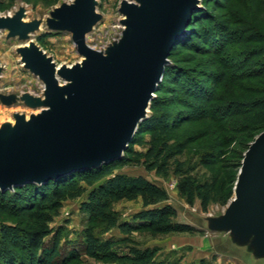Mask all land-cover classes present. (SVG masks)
Returning <instances> with one entry per match:
<instances>
[{
    "label": "rangeland",
    "instance_id": "obj_1",
    "mask_svg": "<svg viewBox=\"0 0 264 264\" xmlns=\"http://www.w3.org/2000/svg\"><path fill=\"white\" fill-rule=\"evenodd\" d=\"M0 1L2 2L0 17L11 19L23 10L22 24L31 25V28L21 35H14L9 30L0 31V131H3L14 129L17 117L22 116L30 120L32 116H38L47 109L44 105L45 85L29 69L24 59V50L37 49L57 68L83 66L87 59L77 51L71 30H57L51 25L53 21H57L54 17L57 10L72 7L77 0ZM93 1L94 13L98 19L86 33V44L95 51L107 54L119 44L128 30L124 24L127 17L122 14L121 9L123 2L130 0ZM256 1L200 0L199 10L206 8L207 16L211 18L205 21L207 26L216 24L212 16H219L226 20L227 27L233 31L232 38L236 43L240 42L241 36L247 38L249 42L227 47L218 53L206 46L209 54L200 53L195 48L179 47L174 57L184 64L185 68H190L189 76L206 85L207 90L217 99L214 105L228 107L227 111L241 108L248 112L247 117L259 112L256 107L257 100H260V105H264V39L256 43L257 35L252 34L249 20L245 15L251 11ZM197 29L200 30L199 24ZM197 41L203 45L201 39L198 38ZM256 70L262 73H257ZM218 71L228 75L229 83L234 84L233 88L226 86V80L222 81L224 78L222 75L215 78ZM190 83L187 87L185 84H175L176 93H170L174 99H179L174 101L170 108L171 112L188 116L181 119V126L173 137L175 143L185 142L188 162L191 163L190 160L210 149L212 143L218 140V134L235 142L230 148L239 147L237 143L240 140L245 141L249 129H254L245 123V116H230L225 111L219 113V116L227 115L222 122L212 120L213 117L190 120L191 111L180 101L189 102L185 92H193L191 89L187 91ZM61 84L63 86L66 83L61 81ZM216 84H219L221 89H216ZM218 99L228 102L222 103ZM231 99L232 101L234 99L233 102L250 103L240 107L231 103ZM32 100L38 101V105L32 103ZM150 114L149 108L145 119L149 118ZM216 114L212 112V115ZM263 133L264 131L251 133L253 138L252 142H248V149ZM141 136H145V141H148V135ZM138 142L131 145V150L145 152L146 145H140ZM248 149L243 154L244 158ZM126 157L131 158L133 155L127 154ZM244 158L240 162L231 161L227 153H224L215 167L198 169L201 182H216L215 200L210 203L206 212L203 211L199 200L194 206H190L180 195L178 182L181 176L173 171L168 178L159 176L156 172H148L142 166L131 164L116 171V174L124 175L128 181L139 183L147 181L164 189L169 196L166 204L177 211V223L191 227L192 231L189 233L154 235L147 231H139L125 235L119 229L103 232V225L86 211L94 187H89L85 182H81L86 189L84 195L63 204L59 215L51 224L52 230L62 232L60 246L67 256L78 248L80 243L85 242V231L93 226L103 241L118 242L112 247V252L127 257L123 262L104 263L97 262L83 253L73 264H131L129 259L146 251H157L148 264H264V241L262 242L264 221H259L261 225L252 228L253 222L248 220L242 211L230 210L236 200V187ZM248 202L251 203L250 200ZM142 209L141 199L114 201L111 205V210L120 216L121 222L129 224L134 222V215ZM3 220L9 225H14L19 218L5 216ZM51 239L52 236L47 242H51Z\"/></svg>",
    "mask_w": 264,
    "mask_h": 264
},
{
    "label": "water",
    "instance_id": "obj_2",
    "mask_svg": "<svg viewBox=\"0 0 264 264\" xmlns=\"http://www.w3.org/2000/svg\"><path fill=\"white\" fill-rule=\"evenodd\" d=\"M129 2L121 9L128 30L107 54L86 44V33L98 19L93 0L56 11L51 25L73 32L77 51L87 59L83 66L57 71L37 49L23 51L29 69L45 85L47 109L30 120L19 116L14 129L0 131V190L44 185L123 157L146 118L172 50L200 9V0ZM23 16L21 10L14 18L0 17V31L25 34L31 25L22 24ZM230 210L242 211L252 228L264 221V133L245 155Z\"/></svg>",
    "mask_w": 264,
    "mask_h": 264
},
{
    "label": "trees",
    "instance_id": "obj_3",
    "mask_svg": "<svg viewBox=\"0 0 264 264\" xmlns=\"http://www.w3.org/2000/svg\"><path fill=\"white\" fill-rule=\"evenodd\" d=\"M0 10H2L1 1ZM207 12L205 8L194 13L187 35L172 50L170 63L151 102V114L140 124L121 159L101 168L77 172L44 185L27 184L14 190H0V264H73L83 253L97 262L104 263L123 262L127 259L126 256H119L112 252V247L118 242L103 241L93 226L85 231L84 243H80L69 256L63 253L60 246L62 232H54L51 224L59 215L65 202L76 200L84 195L86 189L81 182L94 187L86 211L103 225V232L119 229L125 235L139 231L163 235L192 231L190 226L177 223V211L166 204L169 196L164 189L147 181L141 183L128 181L124 175L116 174V171L129 164L142 166L148 172H156L157 175L165 178H168L173 171L181 176L178 182L180 195L190 206H194L199 200L203 211L206 212L210 203L215 200L216 182H201L198 169L215 167L224 153H227L231 161L240 162L248 149V142H252L251 133L264 131V105H260V100L256 101L259 112L249 117H247L248 112L241 108L227 111L228 107L221 108L222 106L214 105L217 99L207 90L206 85L189 76L190 68H185L184 64L174 58L175 51L179 47L195 48L200 53L206 54L208 52L206 46L218 53L227 47L249 42L247 38L241 36L240 42L236 43L232 38L233 31L227 27L226 20L219 16H212L216 24L207 26L205 21L211 19L208 18ZM245 15L249 20L252 34L257 35L256 43H258L262 38L264 39V0H257L251 11ZM198 24L200 30L197 29ZM198 38L202 40L203 45L197 41ZM256 71L262 73L260 70ZM221 75L224 77L222 81L226 80V86L233 88L234 84L229 83L228 75L218 71L215 78ZM189 82L191 83L187 91L189 89L193 91L185 92L189 102L180 101L185 103L191 111L189 112L190 120L197 121L213 117L212 120L222 122L227 115L245 116V123L254 129H249L250 132L245 141L240 140L237 143L239 147L230 148L235 142L218 134V140L212 143L210 149H206L199 157L190 160L191 163L188 162L185 142L175 143L173 139L174 133L181 126V119L188 116L171 112L170 108L174 105V101L179 99H174L170 93H176L175 84H185L187 87ZM168 83L173 85L169 86ZM215 88L221 89L219 84H216ZM218 101L228 102L223 99ZM233 101L231 99V103L240 107L250 103L249 101ZM225 111L227 115L219 116V113ZM212 112L217 114L212 115ZM142 134L149 136L148 141H145V136H141ZM136 141H139L140 145H146L145 152L131 150V145ZM127 154L133 157L127 158ZM138 199H141L143 209L134 215L132 224L121 222L120 216L111 210L114 201ZM5 216H16L19 221L9 225L3 220ZM51 236V242L48 243L47 239ZM122 242L126 241L122 240ZM156 252L146 251L129 260L131 264H148L155 257Z\"/></svg>",
    "mask_w": 264,
    "mask_h": 264
},
{
    "label": "bare ground",
    "instance_id": "obj_4",
    "mask_svg": "<svg viewBox=\"0 0 264 264\" xmlns=\"http://www.w3.org/2000/svg\"><path fill=\"white\" fill-rule=\"evenodd\" d=\"M127 3H130L129 1H127ZM73 66H71V67H69V69H71ZM61 69V67L60 68H57V71H59ZM60 84V87L61 88H64L65 86H66V84H64L63 86H62V84H61V82H59ZM147 113H148V111H147Z\"/></svg>",
    "mask_w": 264,
    "mask_h": 264
},
{
    "label": "crops",
    "instance_id": "obj_5",
    "mask_svg": "<svg viewBox=\"0 0 264 264\" xmlns=\"http://www.w3.org/2000/svg\"><path fill=\"white\" fill-rule=\"evenodd\" d=\"M264 245V244H263Z\"/></svg>",
    "mask_w": 264,
    "mask_h": 264
}]
</instances>
